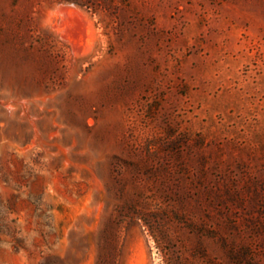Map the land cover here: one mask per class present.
<instances>
[{
    "label": "rangeland",
    "instance_id": "374dc122",
    "mask_svg": "<svg viewBox=\"0 0 264 264\" xmlns=\"http://www.w3.org/2000/svg\"><path fill=\"white\" fill-rule=\"evenodd\" d=\"M0 264H264V0H0Z\"/></svg>",
    "mask_w": 264,
    "mask_h": 264
}]
</instances>
